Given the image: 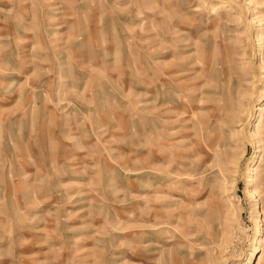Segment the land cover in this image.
Masks as SVG:
<instances>
[{
  "label": "rangeland",
  "instance_id": "obj_1",
  "mask_svg": "<svg viewBox=\"0 0 264 264\" xmlns=\"http://www.w3.org/2000/svg\"><path fill=\"white\" fill-rule=\"evenodd\" d=\"M0 264H264V0H0Z\"/></svg>",
  "mask_w": 264,
  "mask_h": 264
}]
</instances>
